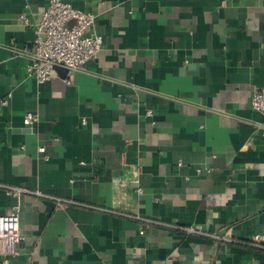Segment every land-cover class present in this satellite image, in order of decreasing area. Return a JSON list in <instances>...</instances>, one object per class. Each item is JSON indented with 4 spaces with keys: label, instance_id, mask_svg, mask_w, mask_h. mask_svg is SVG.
<instances>
[{
    "label": "crops",
    "instance_id": "crops-1",
    "mask_svg": "<svg viewBox=\"0 0 264 264\" xmlns=\"http://www.w3.org/2000/svg\"><path fill=\"white\" fill-rule=\"evenodd\" d=\"M61 1L95 14L102 48L39 83L25 66L47 0H0L8 264H264V0Z\"/></svg>",
    "mask_w": 264,
    "mask_h": 264
},
{
    "label": "built area",
    "instance_id": "built-area-1",
    "mask_svg": "<svg viewBox=\"0 0 264 264\" xmlns=\"http://www.w3.org/2000/svg\"><path fill=\"white\" fill-rule=\"evenodd\" d=\"M95 18L94 13L75 10L61 0H47L46 10L34 28V39L25 66L27 76L43 83L51 77L55 67H64L67 73H71L97 57L102 48V39L94 30ZM19 19L24 25H29L25 13ZM250 106L262 115L261 126L264 129V86L252 93ZM151 114L147 111V115ZM37 121L33 113H26L23 117L26 127L35 125ZM39 150L43 151L42 148ZM6 191L18 201L26 192L25 189L12 187H7ZM182 229L187 234H197L191 228ZM21 241L19 209L16 205L0 215V264H8L10 258L19 254Z\"/></svg>",
    "mask_w": 264,
    "mask_h": 264
},
{
    "label": "water",
    "instance_id": "water-1",
    "mask_svg": "<svg viewBox=\"0 0 264 264\" xmlns=\"http://www.w3.org/2000/svg\"><path fill=\"white\" fill-rule=\"evenodd\" d=\"M55 69H60V70H62V71H64V72H66L67 70L64 68V67H55Z\"/></svg>",
    "mask_w": 264,
    "mask_h": 264
}]
</instances>
